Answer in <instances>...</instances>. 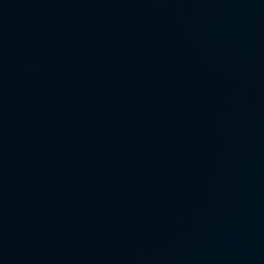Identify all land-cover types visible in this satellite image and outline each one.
Returning <instances> with one entry per match:
<instances>
[{
    "label": "water",
    "instance_id": "obj_1",
    "mask_svg": "<svg viewBox=\"0 0 264 264\" xmlns=\"http://www.w3.org/2000/svg\"><path fill=\"white\" fill-rule=\"evenodd\" d=\"M0 264H264V0H0Z\"/></svg>",
    "mask_w": 264,
    "mask_h": 264
}]
</instances>
